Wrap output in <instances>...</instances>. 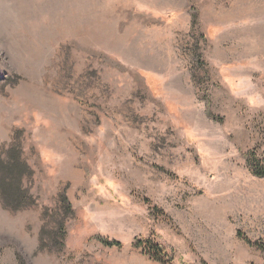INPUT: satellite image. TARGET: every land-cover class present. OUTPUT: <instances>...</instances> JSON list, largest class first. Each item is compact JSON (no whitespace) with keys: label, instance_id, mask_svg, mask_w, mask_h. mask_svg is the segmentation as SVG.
I'll use <instances>...</instances> for the list:
<instances>
[{"label":"rangeland","instance_id":"374dc122","mask_svg":"<svg viewBox=\"0 0 264 264\" xmlns=\"http://www.w3.org/2000/svg\"><path fill=\"white\" fill-rule=\"evenodd\" d=\"M12 153L29 198L0 202V264H159L152 235L172 264H264V0H0Z\"/></svg>","mask_w":264,"mask_h":264},{"label":"trees","instance_id":"16d2710c","mask_svg":"<svg viewBox=\"0 0 264 264\" xmlns=\"http://www.w3.org/2000/svg\"><path fill=\"white\" fill-rule=\"evenodd\" d=\"M193 20L196 19V14L192 15ZM211 119L217 120L213 115L208 112L207 114ZM12 161L8 160L5 164H0V202L5 209L11 211H17L22 208V204L28 201V192L23 190L20 185V179L25 170V164L20 159L19 154H11ZM253 162L256 163L255 166L251 167V172L256 177L264 176V164L259 165L258 159L252 157ZM59 210L62 211V219L56 222L58 225V230L50 234L51 244L62 247L63 239L65 236L64 231V219L72 214L71 205L65 195V193H60L57 198ZM57 229V227H56ZM46 230L43 228L40 233L38 250L42 249V245L45 244L44 234ZM96 241L101 243L106 247H113L120 249L121 243L117 240H107L102 237H95ZM134 247L144 248L145 254L153 261L159 264H172L174 261V253L171 249L167 251L166 248L160 243L158 238L153 235L146 239H136L134 242ZM18 264H25L22 259L18 258Z\"/></svg>","mask_w":264,"mask_h":264}]
</instances>
